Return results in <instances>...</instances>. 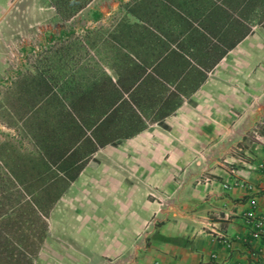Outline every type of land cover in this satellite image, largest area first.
<instances>
[{
	"label": "crops",
	"instance_id": "crops-1",
	"mask_svg": "<svg viewBox=\"0 0 264 264\" xmlns=\"http://www.w3.org/2000/svg\"><path fill=\"white\" fill-rule=\"evenodd\" d=\"M263 120L264 0L68 17L0 0V204L43 212L40 253L52 238L87 264H264L246 218L254 200L264 217Z\"/></svg>",
	"mask_w": 264,
	"mask_h": 264
},
{
	"label": "rangeland",
	"instance_id": "rangeland-1",
	"mask_svg": "<svg viewBox=\"0 0 264 264\" xmlns=\"http://www.w3.org/2000/svg\"><path fill=\"white\" fill-rule=\"evenodd\" d=\"M37 198L38 196H34L35 201ZM39 213L43 212L39 211ZM40 214L39 216H41ZM14 216L13 211L8 208V204L2 202L0 204V226H3V228L0 227V264H78L77 261L79 264L89 263V259L76 260L73 259L71 252L58 250L57 242H52V238L49 242V244L54 243L51 245L53 247L52 253L50 248H48L49 251L40 253L42 244L47 237L48 227L42 226L39 217L35 214L31 215L28 210L24 212L22 219V222L27 221H24L27 227L23 235L11 234L14 231V222H16L13 220ZM5 232H9L10 235L8 236ZM41 235L45 237L41 238ZM25 253L27 257L24 256Z\"/></svg>",
	"mask_w": 264,
	"mask_h": 264
},
{
	"label": "trees",
	"instance_id": "trees-1",
	"mask_svg": "<svg viewBox=\"0 0 264 264\" xmlns=\"http://www.w3.org/2000/svg\"><path fill=\"white\" fill-rule=\"evenodd\" d=\"M92 0H50V3L56 8L57 12L60 13L64 17L71 16L82 9H84ZM28 210H21L16 209L13 210V213L15 214L14 219L16 222H14L13 230L11 234H21L23 235V232L26 229V223L24 221L22 222V219L24 218V212H27ZM30 211V214H35L37 217H39L40 221L42 222V226L45 227V221L43 220L42 214L39 213V210H37L35 207H33ZM39 214L41 216H39ZM10 219V218H9ZM27 222V221H26ZM3 228V226H0ZM43 229V228H42ZM8 236L10 235L9 232H5ZM41 238H44V235H41ZM42 241V239H41ZM40 241V242H41ZM22 252V251H21ZM25 257L26 253L24 254Z\"/></svg>",
	"mask_w": 264,
	"mask_h": 264
},
{
	"label": "built area",
	"instance_id": "built-area-1",
	"mask_svg": "<svg viewBox=\"0 0 264 264\" xmlns=\"http://www.w3.org/2000/svg\"><path fill=\"white\" fill-rule=\"evenodd\" d=\"M264 125V120H263ZM238 182L233 181L229 184H226V188L232 189L234 186H236ZM252 209L247 212L246 218L249 222V224L252 227V235L255 238L264 237V217L259 215L257 212V203L256 201H252Z\"/></svg>",
	"mask_w": 264,
	"mask_h": 264
}]
</instances>
